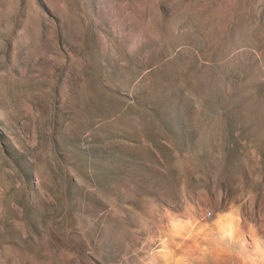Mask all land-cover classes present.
<instances>
[{
	"label": "rangeland",
	"instance_id": "rangeland-1",
	"mask_svg": "<svg viewBox=\"0 0 264 264\" xmlns=\"http://www.w3.org/2000/svg\"><path fill=\"white\" fill-rule=\"evenodd\" d=\"M0 264H264V0H0Z\"/></svg>",
	"mask_w": 264,
	"mask_h": 264
},
{
	"label": "bare ground",
	"instance_id": "bare-ground-1",
	"mask_svg": "<svg viewBox=\"0 0 264 264\" xmlns=\"http://www.w3.org/2000/svg\"><path fill=\"white\" fill-rule=\"evenodd\" d=\"M220 222H221V220H219ZM218 222V221H217ZM219 224V227H220V229H221V231H223L224 233H226L227 231H225V226L223 225V224H221V223H218ZM229 226H231L230 224H229ZM233 226V225H232ZM231 226V227H232ZM218 227V228H219ZM233 228V227H232ZM230 232H232V231H230ZM226 234H228V233H226ZM229 236H230V233H229Z\"/></svg>",
	"mask_w": 264,
	"mask_h": 264
}]
</instances>
